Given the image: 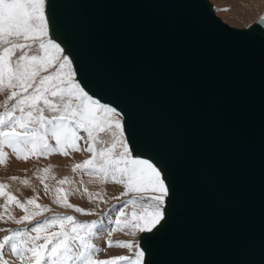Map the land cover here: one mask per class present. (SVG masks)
Returning <instances> with one entry per match:
<instances>
[{
	"label": "water",
	"instance_id": "water-1",
	"mask_svg": "<svg viewBox=\"0 0 264 264\" xmlns=\"http://www.w3.org/2000/svg\"><path fill=\"white\" fill-rule=\"evenodd\" d=\"M54 36L166 176L143 264H264V22L209 0H48Z\"/></svg>",
	"mask_w": 264,
	"mask_h": 264
},
{
	"label": "snow or ice",
	"instance_id": "snow-or-ice-1",
	"mask_svg": "<svg viewBox=\"0 0 264 264\" xmlns=\"http://www.w3.org/2000/svg\"><path fill=\"white\" fill-rule=\"evenodd\" d=\"M47 3L48 0H0V91L10 90L3 104L5 110L0 112V161L6 162L4 147L12 149L21 159L34 154L46 155L53 149L49 140H53L55 149L65 155L64 149L68 147L78 151L76 141L83 139L79 135L82 130L90 142L85 150L93 156L75 165L74 171L96 172L104 179L124 184L127 190L122 196H127L129 191H145L150 195L133 197L124 201L119 209L114 207L116 219L109 217L107 224L103 219L80 222L70 215L54 214L34 227L10 231L0 242V264H9L2 258L5 246L21 264H115L118 260L143 264L142 250L135 251L133 256L97 260L96 253L101 249L91 238L97 234V228L110 236L113 225L121 230L127 227L134 232H151L164 219L163 204L169 194L166 176L149 160L133 158L124 137L121 113L85 91L77 79L78 69L73 68V60L64 54L65 49L55 39L49 37ZM8 101H13L11 107ZM46 111L51 115L46 116ZM100 132L110 133V140L100 139ZM93 143L99 145L98 153ZM116 149L119 151L114 152ZM5 187L0 184V189ZM8 195L16 200L10 193ZM16 203L25 211L18 219L9 216L17 224L30 223L42 215V212L28 213L24 204ZM27 203H34V198ZM64 203L77 212L85 211L67 204L66 200ZM129 205L133 206L130 219L124 211ZM43 210L51 211L47 206ZM57 223L59 231L49 233L47 228ZM113 244L130 250L139 248L133 241L109 239L108 246Z\"/></svg>",
	"mask_w": 264,
	"mask_h": 264
},
{
	"label": "rangeland",
	"instance_id": "rangeland-1",
	"mask_svg": "<svg viewBox=\"0 0 264 264\" xmlns=\"http://www.w3.org/2000/svg\"><path fill=\"white\" fill-rule=\"evenodd\" d=\"M209 1L214 11L231 25L249 27L255 23V21L264 22V4L262 3L264 0L260 1V8L263 9L260 10L257 17H254L251 21L242 19L245 13L252 11V8L248 6L251 4V1L249 2V0H239V2L238 0ZM232 1L234 4L236 3V7L233 6L234 4ZM251 7H253V5H251ZM49 28H51L50 20ZM51 36L56 39L52 29ZM59 44L64 48L62 43L59 42ZM64 54L72 59L71 55L66 51ZM9 94L10 90L8 89L0 91V112L5 110L3 104ZM12 103L13 101H8V106L11 107ZM101 103L104 102L101 101ZM45 115L48 116L51 114L46 111ZM79 135L83 137V139L76 141V146L80 150L77 151L72 147H68L64 149V151L67 152V155L63 154V151L55 149V142L53 140L48 141L53 145V149L50 150L48 154L29 155L27 159L18 158L10 148H3V151L7 153V157L6 162L0 161V184L6 185V187L0 189V193H3L0 194V229L9 231H0V242H2L5 235L10 234V231L34 227L37 222H42L45 218H50L54 214H59L61 216L70 215L80 222H90L93 220L99 221L103 219L105 224H107L109 217L113 220L116 219V211L114 210V207L115 209H119L121 204L126 200L141 195L145 197L150 195L149 192L145 191H129L127 196H122L121 193L127 190L124 184L116 183L111 178L104 179L96 172H89L84 169H76L74 171L73 168L75 165L82 164L85 160H89L93 156L92 152L85 150L90 143L87 142V133L81 130ZM98 137L107 141L110 140L111 134L108 132H100L98 133ZM124 137L126 138L125 134ZM92 146L97 149L98 153L99 145L93 143ZM115 151H119V149L114 150V152ZM132 156L133 158L139 157L147 159L160 168L159 164L147 155L132 151ZM12 177H17L18 179H12ZM65 178H67V180L64 183H60V181ZM85 189H87V191ZM9 193L11 196H14L16 200H12L8 195ZM168 197L163 204L164 217ZM30 198H34V203H27ZM58 199L60 202H57ZM65 200L67 201V204L76 205L85 211L77 212L75 208L68 207L64 203ZM16 201L24 204L28 213L42 212V215H38L36 219L30 223L25 222L24 224H17L15 219H10L9 216H14L18 219L25 215V211L18 206ZM37 205H40L41 207L37 208ZM44 206H47L51 211H44ZM132 210V205H129L124 210L126 217L129 219L131 218ZM137 211H139V209H137ZM124 218L125 217H121L122 220ZM113 228L114 231L110 236L107 231H101L97 228V234L91 238L92 243H94L97 248L101 249V251L96 253L95 259L103 260L117 256H133L135 251L142 250L144 252V261L145 249L140 244V235L142 232L139 230L134 232L127 227H123L121 230V228H116L114 225ZM47 231L49 233L59 231V223L49 226ZM109 239L114 242L133 241L139 245V248L130 250L117 244H113L112 247H109ZM2 251V258L7 259L9 264H21V261L11 253L8 246H5ZM115 264H129V261L118 260Z\"/></svg>",
	"mask_w": 264,
	"mask_h": 264
},
{
	"label": "bare ground",
	"instance_id": "bare-ground-1",
	"mask_svg": "<svg viewBox=\"0 0 264 264\" xmlns=\"http://www.w3.org/2000/svg\"><path fill=\"white\" fill-rule=\"evenodd\" d=\"M251 1V4H249L248 6L250 7V8H252V11L251 12H249V13H245V15H244V17H242V19L243 20H247V21H251L254 17H257V15L259 14V11L260 10H262L261 8H260V4H261V0H249V2ZM231 2V1H230ZM233 2V1H232ZM238 2H239V0H238ZM229 3V2H228ZM263 4H264V2H262ZM233 4H234V2H233ZM240 4H241V2H240ZM240 4H238V5H240ZM245 4V3H244ZM236 5V3L233 5V6H235ZM242 5V4H241ZM251 5H253V7H251ZM236 7V6H235ZM234 7V8H235ZM245 9V8H244ZM242 10V9H241ZM225 11V10H224ZM239 17V16H238ZM240 19V18H239ZM256 22V21H255ZM94 97V96H93ZM107 104V103H106ZM140 154V153H139ZM62 156V155H61Z\"/></svg>",
	"mask_w": 264,
	"mask_h": 264
},
{
	"label": "crops",
	"instance_id": "crops-1",
	"mask_svg": "<svg viewBox=\"0 0 264 264\" xmlns=\"http://www.w3.org/2000/svg\"><path fill=\"white\" fill-rule=\"evenodd\" d=\"M49 37L54 39V37L51 36V28H49ZM55 41H56V43H58V44H59V42H60L59 39H57V38L55 39ZM60 43H61V42H60Z\"/></svg>",
	"mask_w": 264,
	"mask_h": 264
}]
</instances>
